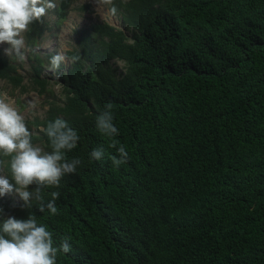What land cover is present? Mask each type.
Listing matches in <instances>:
<instances>
[{
    "label": "trees",
    "instance_id": "16d2710c",
    "mask_svg": "<svg viewBox=\"0 0 264 264\" xmlns=\"http://www.w3.org/2000/svg\"><path fill=\"white\" fill-rule=\"evenodd\" d=\"M74 1L52 10L58 23ZM113 6L125 29L96 22L76 30L67 56L81 59L56 70L62 102L26 122L45 151L49 121L62 118L79 133L67 157L81 164L43 192L45 204L60 193L57 215L8 195L0 207L17 219L35 214L57 245L69 238L57 264H264V0ZM53 28L45 17L30 25V48ZM30 58L32 88L44 94L46 59ZM0 81L29 89L2 47ZM109 102L115 139L129 153L119 168L109 159L117 148L95 125ZM94 149L102 159L91 157ZM2 174L10 176L7 164Z\"/></svg>",
    "mask_w": 264,
    "mask_h": 264
},
{
    "label": "clouds",
    "instance_id": "9594fccd",
    "mask_svg": "<svg viewBox=\"0 0 264 264\" xmlns=\"http://www.w3.org/2000/svg\"><path fill=\"white\" fill-rule=\"evenodd\" d=\"M111 3V0H104ZM54 0H0V44L10 45L5 50L9 57L15 56L23 62L26 59L25 38L23 33L29 30L34 22H42L48 10L54 9ZM117 8L111 7L110 14L114 17ZM81 59L79 53L72 56L58 51L50 58L52 70H57L62 64L75 63ZM59 80V73H55ZM60 85L58 84L57 87ZM37 102L28 101V110H34ZM113 104L107 103L95 117L97 129L111 138L110 146L117 148V155L109 159L113 166L119 168L127 163L129 153L126 147L115 139L119 135L114 123ZM48 138L50 151L34 145L32 132L26 125L25 117L5 98H0V157L10 158L7 161L0 158V197L15 193L22 201L23 207L32 208V202L38 201L41 213L55 216L58 213L56 201L60 193L52 191L51 199L43 203L44 189L59 187L61 179L66 174L75 173L81 164L80 159H71L67 153L77 147L79 133L62 118L49 121L42 129ZM119 145V146H118ZM104 156L103 149H94L91 157L100 160ZM7 164L10 176L3 173ZM35 189L29 191V187ZM16 205H13L15 207ZM0 216H5L0 225V264H57L59 253L71 251L69 238L65 237L58 245L46 224L41 223L35 214H30L26 220L5 215L0 207Z\"/></svg>",
    "mask_w": 264,
    "mask_h": 264
},
{
    "label": "rangeland",
    "instance_id": "374dc122",
    "mask_svg": "<svg viewBox=\"0 0 264 264\" xmlns=\"http://www.w3.org/2000/svg\"><path fill=\"white\" fill-rule=\"evenodd\" d=\"M56 8L59 7L61 0H54ZM90 5V10H84V7ZM111 3H105L104 0H75L69 10L67 18L58 23L57 16L53 13V9L48 10L44 16L46 21L51 22L54 26L53 30L45 32L44 36L39 40L37 45L31 49L25 39V54L26 59L21 62L13 55L9 57L6 55L5 50L10 47L7 43L0 44V47L4 49L5 56L10 61H14L18 67L19 72L24 77L23 85L28 86L27 92H23L20 88L14 89L10 84L0 81V98H5L6 102L11 103L22 115L25 117V122L33 121L36 118L43 119L46 116L47 111L50 108V102L57 101L62 102L61 91L62 87H57V80L55 78L56 70L51 69L50 60L47 59L48 54H56L58 51H62L65 55L76 46L75 31L90 26L96 22L108 23L118 29H125L121 16L116 14L112 16L109 12ZM26 33V32H25ZM25 33L23 36L25 38ZM127 35H131V32L127 31ZM41 54L46 59L44 78L49 80V86L46 93L40 94L38 90L32 88V66L31 52ZM71 63L62 64L66 71L70 67ZM117 66L120 71L124 68V64L119 62ZM59 73V72H58ZM60 74V73H59ZM34 100L37 102V106L34 110H28V101ZM41 147V145L38 144ZM15 202H19L20 198L15 194H9Z\"/></svg>",
    "mask_w": 264,
    "mask_h": 264
}]
</instances>
